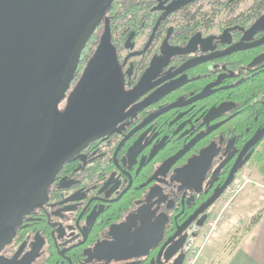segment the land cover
Wrapping results in <instances>:
<instances>
[{
    "label": "flooded vegetation",
    "instance_id": "af4514ba",
    "mask_svg": "<svg viewBox=\"0 0 264 264\" xmlns=\"http://www.w3.org/2000/svg\"><path fill=\"white\" fill-rule=\"evenodd\" d=\"M107 23L127 106L112 132L64 164L0 248V264H172L178 255L184 264L264 148L263 136L242 154L264 127V0H112L98 41ZM120 240L144 255L96 259Z\"/></svg>",
    "mask_w": 264,
    "mask_h": 264
},
{
    "label": "water",
    "instance_id": "95a60500",
    "mask_svg": "<svg viewBox=\"0 0 264 264\" xmlns=\"http://www.w3.org/2000/svg\"><path fill=\"white\" fill-rule=\"evenodd\" d=\"M111 1L0 0V248L12 240L15 227L32 207L45 199L64 164L90 141L112 132L127 106L109 23L72 87L83 50ZM70 89L60 110L58 102ZM263 136L264 127L242 154ZM122 241H105L99 249L103 256L96 259L105 260L114 252L118 255L109 261L144 255L130 253L131 240ZM183 242L169 246L166 261ZM183 258L176 256L172 264H182Z\"/></svg>",
    "mask_w": 264,
    "mask_h": 264
},
{
    "label": "rangeland",
    "instance_id": "374dc122",
    "mask_svg": "<svg viewBox=\"0 0 264 264\" xmlns=\"http://www.w3.org/2000/svg\"><path fill=\"white\" fill-rule=\"evenodd\" d=\"M99 35L100 33H94L93 39H90V45L94 47L90 58L99 44ZM85 66L78 71L75 80L78 81L79 74L80 72L82 74ZM66 104L65 99H60L58 108L62 110ZM242 174V183H238L233 191L225 194L210 217L216 223L214 224L215 229L206 225L200 230L190 245L185 264H210L215 253L220 255L216 264H221L225 255L236 245L237 240L246 235V230L252 224L253 219L258 216L262 217L264 174L252 162L244 167ZM232 196L233 199H231Z\"/></svg>",
    "mask_w": 264,
    "mask_h": 264
},
{
    "label": "crops",
    "instance_id": "0c3cea01",
    "mask_svg": "<svg viewBox=\"0 0 264 264\" xmlns=\"http://www.w3.org/2000/svg\"><path fill=\"white\" fill-rule=\"evenodd\" d=\"M237 242L239 243L225 255L221 264H264V212L253 230ZM218 258L220 259V255L215 253L210 264H216Z\"/></svg>",
    "mask_w": 264,
    "mask_h": 264
},
{
    "label": "trees",
    "instance_id": "16d2710c",
    "mask_svg": "<svg viewBox=\"0 0 264 264\" xmlns=\"http://www.w3.org/2000/svg\"><path fill=\"white\" fill-rule=\"evenodd\" d=\"M91 39H93V36L91 37ZM90 42H91V40H89L85 49L83 50L81 60L79 63L78 71L80 69H82L84 67V65H86V63L88 62V60L90 58V55L93 53L94 47H93V45L92 46L90 45ZM251 162L257 166V168L259 169V171L262 174H264V148H263V150H261L260 152L255 154V156L252 158ZM260 218H261V216H258L257 218L253 219L252 224L246 230V234L253 230L254 226L259 222ZM238 243L239 242H237L236 245Z\"/></svg>",
    "mask_w": 264,
    "mask_h": 264
},
{
    "label": "built area",
    "instance_id": "2783aa9c",
    "mask_svg": "<svg viewBox=\"0 0 264 264\" xmlns=\"http://www.w3.org/2000/svg\"><path fill=\"white\" fill-rule=\"evenodd\" d=\"M242 176H243V174H239V175L236 177V179L234 180V182L232 183V185L228 188V190H227L226 193H228L229 191H230V192L233 191L234 188L237 186L238 183H242ZM233 196H234V195H233ZM233 196H232L231 199H233ZM214 224H216V223H214V222H213V219L210 218V220L208 221V223H207L206 225H210L211 228L215 229V225H214ZM184 264H185V263H184Z\"/></svg>",
    "mask_w": 264,
    "mask_h": 264
}]
</instances>
